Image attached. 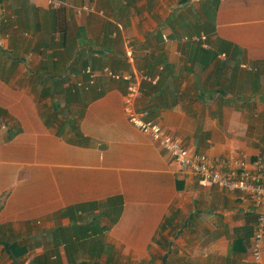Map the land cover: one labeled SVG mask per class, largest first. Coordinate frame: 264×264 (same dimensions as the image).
I'll list each match as a JSON object with an SVG mask.
<instances>
[{
  "label": "crops",
  "instance_id": "0c3cea01",
  "mask_svg": "<svg viewBox=\"0 0 264 264\" xmlns=\"http://www.w3.org/2000/svg\"><path fill=\"white\" fill-rule=\"evenodd\" d=\"M51 1L0 0V264H264L252 200L172 163L107 73L185 146L253 168L264 0Z\"/></svg>",
  "mask_w": 264,
  "mask_h": 264
},
{
  "label": "built area",
  "instance_id": "2783aa9c",
  "mask_svg": "<svg viewBox=\"0 0 264 264\" xmlns=\"http://www.w3.org/2000/svg\"><path fill=\"white\" fill-rule=\"evenodd\" d=\"M51 4L55 7L63 5L62 2L53 0ZM97 11L96 5L92 3H85L76 8L77 15ZM202 38L205 39V36H194L193 40ZM127 55L133 60L131 50L127 52ZM107 73L130 82L124 95V106L129 121L143 132L148 133L156 144L169 155L172 163L177 164L183 171L191 172L203 186H218L229 191H240L252 200L258 214L252 256L255 261L260 262L264 239V160H258L253 168H249L244 160L231 163L225 159H219L214 162L207 154L192 150L185 146L180 138L171 134L161 122L152 118L148 109L138 110L137 101L143 93L139 81L134 80L133 74L115 73L111 70H107ZM140 79L157 81L159 76L152 77L143 72L139 76Z\"/></svg>",
  "mask_w": 264,
  "mask_h": 264
},
{
  "label": "trees",
  "instance_id": "16d2710c",
  "mask_svg": "<svg viewBox=\"0 0 264 264\" xmlns=\"http://www.w3.org/2000/svg\"><path fill=\"white\" fill-rule=\"evenodd\" d=\"M115 219L117 220V219H118V217H115ZM25 248H28V247H25Z\"/></svg>",
  "mask_w": 264,
  "mask_h": 264
}]
</instances>
